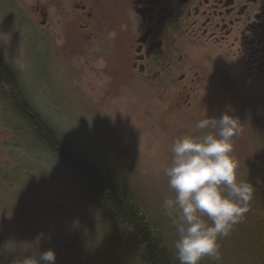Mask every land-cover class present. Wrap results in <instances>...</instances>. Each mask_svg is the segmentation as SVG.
<instances>
[{"label": "flooded vegetation", "instance_id": "1", "mask_svg": "<svg viewBox=\"0 0 264 264\" xmlns=\"http://www.w3.org/2000/svg\"><path fill=\"white\" fill-rule=\"evenodd\" d=\"M9 3L35 23L31 60H95L111 88L139 89L156 129L198 137L199 120L227 113L242 126L240 112L264 103V0H0V14L13 13ZM5 80L0 70V110L17 118Z\"/></svg>", "mask_w": 264, "mask_h": 264}, {"label": "rangeland", "instance_id": "2", "mask_svg": "<svg viewBox=\"0 0 264 264\" xmlns=\"http://www.w3.org/2000/svg\"><path fill=\"white\" fill-rule=\"evenodd\" d=\"M9 6L13 13L7 9L6 16L0 14V45L6 50L7 62L21 74L27 86L29 83L33 87L29 95L44 116L52 119L59 128L63 141L100 169L108 173L116 170L127 183L134 177L142 178L150 188L167 182L165 171L172 162L171 146L176 139L191 136L193 129L176 134L174 128L149 126V108L143 109L141 99L133 97L139 89L123 94L122 89L111 88L112 81L105 79L102 65H97L93 59L62 55L67 61H59V66L53 63L46 66L31 60L26 48L32 50L36 46L34 21L13 3ZM140 90L146 91V88ZM258 109H263L260 115L264 117V103L240 112L247 124L239 125L240 131L232 138L231 153L234 159L240 160L238 166H264V118L256 119ZM2 111L0 148L6 144L8 151L13 150V162L5 165L9 160L8 151H0V159L4 161H0L1 236L10 237L12 226L21 229L31 223L53 236L71 237L60 217L71 207L75 195L70 169L60 165L46 150L37 151L23 132L9 126L8 121L13 128H18L15 115L11 111ZM16 134L17 147L8 143ZM81 214L86 215L84 211ZM84 217L82 220L86 221ZM75 227L76 224L72 229ZM48 244L52 245V242ZM74 264L120 263L113 248L104 251L99 243L91 242L76 251Z\"/></svg>", "mask_w": 264, "mask_h": 264}, {"label": "clouds", "instance_id": "3", "mask_svg": "<svg viewBox=\"0 0 264 264\" xmlns=\"http://www.w3.org/2000/svg\"><path fill=\"white\" fill-rule=\"evenodd\" d=\"M239 125L238 118L227 113L207 117L195 125L202 135L178 138L171 146L172 162L165 175L175 198L165 199L163 207L169 216L179 215L174 247L180 264H199L205 256L221 261L218 238L228 236L248 211L253 186L237 181L231 155ZM55 260V251L48 249L25 256L21 264H55Z\"/></svg>", "mask_w": 264, "mask_h": 264}, {"label": "trees", "instance_id": "4", "mask_svg": "<svg viewBox=\"0 0 264 264\" xmlns=\"http://www.w3.org/2000/svg\"><path fill=\"white\" fill-rule=\"evenodd\" d=\"M10 82L11 81H9V83ZM23 113L28 114L25 111H23ZM61 145L69 144L61 142ZM48 147L50 148V146H47L45 150H47ZM69 147L71 148L69 160L66 162H59V164L65 166L66 169H70L73 178L72 186L76 188L75 195H73L71 199V207L63 211L65 214L63 213L60 215V217H63V222L65 223V228L68 230L69 235L71 236L77 233L75 229H72L73 225L70 226L68 221L71 216L79 217V203L82 199V195L84 196L85 194V189H88L95 201L108 210L111 220L114 219L119 221L121 226L127 231V234L117 232V236L112 238L116 244H127L128 250L130 249L129 255L133 260L138 258L141 264H180L179 260H176V262L172 260L170 254L171 250L166 238L155 236L151 226L148 225L144 219L143 214V211L147 210L148 206H156L164 209V200L175 198L174 190L171 189L170 186L168 187V180L165 183H161L160 187L152 186L150 190L147 191L144 199H136V197L128 195L125 191L126 189L121 187L120 180L107 175L105 169L102 170L96 167L90 161V163H86L85 160L87 159L83 157L80 151L71 145H69ZM57 149L54 147L52 151H57ZM235 161L237 164L235 170L236 174H242L248 179L253 178V173L257 168L251 167V165L248 164L238 166L237 161L240 160L235 158ZM242 161L248 162L250 160ZM77 169L80 171H77ZM260 169L264 172V166ZM90 174L93 176V179ZM95 178L98 183H96ZM72 207L77 208V210H71ZM173 215L179 219L178 213L173 212ZM203 219L208 222L206 216H204ZM41 229V227L29 223V225L21 229L17 226H12L10 232L13 234L10 237H2L0 232V254L2 255L0 257V264H4L1 261L3 258H5L6 264H21L25 256H35L38 252H43L48 249H53L55 251V264H74L76 251L83 248L87 243H91L95 241L96 238H99L67 237L66 235L61 236L57 234L53 236V234L47 230ZM261 229V232L254 231L252 233L253 237H240L238 248H241L234 250L237 257H243L248 253L250 258H257L254 264H264V226H262ZM17 233L18 235L15 237ZM24 234L27 237H18ZM38 234H40V236ZM32 236L35 237L32 238ZM37 236H39L40 239H37ZM31 238L34 239V241L31 240ZM237 238L238 237H236V239ZM236 239L234 240L236 241ZM16 240L18 242H15ZM50 242H52V245L48 244ZM229 259V257H222L221 262L223 264L231 263L232 260Z\"/></svg>", "mask_w": 264, "mask_h": 264}, {"label": "bare ground", "instance_id": "5", "mask_svg": "<svg viewBox=\"0 0 264 264\" xmlns=\"http://www.w3.org/2000/svg\"><path fill=\"white\" fill-rule=\"evenodd\" d=\"M0 70L1 73H5L6 80L2 86L6 92V102L11 109L18 110V127L20 132L25 134L26 140L30 141L37 151L46 149L47 146L57 149L53 152L47 149L46 151L51 154V157L57 159L58 162H66L69 160V152L71 148L69 145H61V142L65 144L63 138L60 136V131L52 119L44 116V113L39 110V106L29 95L30 89L33 87L28 83V86L24 82V78L21 74L14 70L9 63L4 61L0 56ZM11 81L9 83V81ZM8 81V82H7ZM9 84V85H8ZM24 85V86H23ZM30 86V87H29ZM27 92V93H26ZM28 94V95H27ZM43 107V106H42ZM40 107V108H42ZM23 111L28 114H24ZM61 146V147H60ZM43 151V150H42ZM85 162L90 163L89 160ZM92 163V162H91ZM96 167L97 164L92 163ZM77 171H80L77 169ZM258 174V175H257ZM107 175L114 177L121 182V187L126 189L128 195L136 197V199H144L147 191L150 190V186L142 180V178H132L125 182V178L119 177L116 170L111 171ZM93 179V176L90 174ZM237 181L250 182L253 186L252 199L248 204V211L244 213L239 223L232 226V229L228 236L219 237L218 244L220 248L221 257H229L232 260L231 263L226 264H254L257 260L256 257L250 258L247 253L243 257H237L234 253L235 249L238 248L240 237H253V232H261L262 226H264V172L262 169L257 168L253 173V178H245L242 174H236ZM96 183H98L95 178ZM73 183V182H72ZM80 214L78 216H71L69 218V225L76 224L75 234L71 237H99L93 241L99 243V246L104 250L108 251L113 248L115 251V257L120 264H141L138 258L134 260L131 258L130 249L128 250L127 244L125 243H114L111 237H116L117 232L127 234L124 227L121 226L120 222L110 218L108 210L95 201L92 194L85 189L84 196L79 203ZM81 211H84L86 215H82ZM144 219L151 226L155 236L165 237L170 248V254L173 261L176 262L177 255L174 247L175 241L178 239L176 231V224L179 219L173 214L169 216L164 209L156 206H148L147 210L143 211ZM86 219L83 221L82 218ZM207 223H211L208 220ZM236 237H238L236 239ZM236 239V241L234 240ZM2 255L0 254V257ZM235 257V258H233ZM6 264L5 258L1 260ZM199 264H223L221 261L216 262L210 257H203ZM225 264V263H224Z\"/></svg>", "mask_w": 264, "mask_h": 264}]
</instances>
